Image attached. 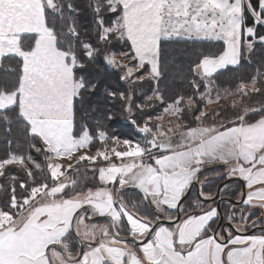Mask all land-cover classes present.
I'll return each mask as SVG.
<instances>
[{
    "label": "snow or ice",
    "instance_id": "snow-or-ice-1",
    "mask_svg": "<svg viewBox=\"0 0 264 264\" xmlns=\"http://www.w3.org/2000/svg\"><path fill=\"white\" fill-rule=\"evenodd\" d=\"M89 8L95 38L81 33L76 0H0V64L15 61L13 78L0 79V264H264V64L234 85L218 83L220 70L264 45V0H90ZM169 42L222 48L197 52L191 91L166 97L158 82ZM95 61L129 82L108 96L138 138L78 121L76 101L98 87L79 73ZM207 165L243 183L245 207L237 216L232 206L227 228L216 206L205 207L210 193L184 203Z\"/></svg>",
    "mask_w": 264,
    "mask_h": 264
},
{
    "label": "trees",
    "instance_id": "trees-1",
    "mask_svg": "<svg viewBox=\"0 0 264 264\" xmlns=\"http://www.w3.org/2000/svg\"><path fill=\"white\" fill-rule=\"evenodd\" d=\"M76 3L80 9L78 24L80 25L81 33L88 32L90 33L89 38H95V26L93 24L92 12L89 8L90 0H76ZM259 31L264 33V28L259 29ZM220 48H222V42H215L213 44L169 42L164 44L161 54L163 75L158 82L161 91L166 97L173 96L177 93L190 92L191 90L187 82L190 62L195 59L197 52L201 50L215 51ZM262 64H264V45L257 42L253 50L250 52L245 50V58L240 65L229 66L220 70L218 83L222 87L234 85L237 78L248 77L254 74L255 69ZM14 67L15 61L13 60H5L3 64H0V79L13 78L10 69ZM79 74L86 75L98 87L94 92L85 93L82 100L76 101L78 121H83L90 125H94L99 121L108 131L109 135H115L121 139L138 138L134 127L130 125L127 113L122 111L120 102L108 96L110 91L119 92L129 89V82L119 79L122 73L119 70L106 66L102 61H95L88 64L84 72ZM155 86L156 84L153 83L152 87ZM137 87H143L146 94L151 95V92L148 91V84ZM109 114L112 116L111 120L107 119ZM5 127L7 126L0 123V153L6 148L3 132ZM19 134L20 129L14 127L12 137H18ZM208 173L210 172L207 168H204L199 173L198 178H203ZM223 180V177H217L212 182H207L203 188H213L214 184L218 186ZM240 191L241 184L238 181H234L229 184L228 190L224 193L228 197L237 199ZM194 196H198L196 191L188 197L185 204L189 203ZM226 207L227 205L224 206V211L227 210Z\"/></svg>",
    "mask_w": 264,
    "mask_h": 264
},
{
    "label": "crops",
    "instance_id": "crops-1",
    "mask_svg": "<svg viewBox=\"0 0 264 264\" xmlns=\"http://www.w3.org/2000/svg\"><path fill=\"white\" fill-rule=\"evenodd\" d=\"M229 66H232V65H229ZM229 66H227V67H229ZM208 167H215V168H217L216 169V171H213V172H210V173H208L207 175H205L203 178H198L199 180H197L198 181V183L200 184V188H201V191H203L205 194H208V193H210L211 195H212V197H214L215 195H216V193H217V190H218V186L223 182V181H225V180H227V179H230L229 177H227V176H225L224 175V173H225V171H226V169L225 168H223V167H220V166H218V165H207V166H205L204 168H208ZM203 168V169H204ZM217 177H220V178H224V180L223 181H221V183L216 187V188H214L215 190H213L212 189V187L211 188H203L204 186H205V184L207 183V182H212L213 180H215ZM231 178H234V179H236L235 181H238L240 184H241V182H240V179L238 178V177H231ZM234 182V181H233ZM232 183V182H231ZM229 184L230 183H228V184H226L227 185V187H223L222 188V190H221V197H226V195H225V191H227L228 190V188H229ZM241 189H242V184H241ZM194 192V191H193ZM193 194V193H192ZM191 194V195H192ZM239 199V197L237 198V199H235V200H238ZM198 200H202L199 196H194L192 199H191V201L189 202V203H187V204H190V203H192V202H194V201H198ZM185 203V202H184ZM186 204V205H187ZM208 205H213V206H216L217 207V200H215V201H206L205 202V207H207ZM227 205V210H225L224 211V213H225V221L226 222H228V220H227V215H229V214H231V212L233 211V205H235V211H236V215L237 216H239L240 215V212H241V210H243L244 209V205H242V204H240V205H236V204H230L229 202H227V201H224L223 203H222V208H224V206H226ZM248 211H254L255 212V216L253 217V218H255V217H259V216H261L262 215V212H261V210H258V209H248ZM219 222V221H218ZM239 221H236V223H238ZM257 227H260V225H257ZM227 228V227H226ZM250 230H252L251 228H249L247 231H250ZM255 234H258L257 233V231L256 232H254ZM253 233V234H254Z\"/></svg>",
    "mask_w": 264,
    "mask_h": 264
},
{
    "label": "water",
    "instance_id": "water-1",
    "mask_svg": "<svg viewBox=\"0 0 264 264\" xmlns=\"http://www.w3.org/2000/svg\"><path fill=\"white\" fill-rule=\"evenodd\" d=\"M235 180H236V179H234V178H230V179H227V180L223 181V182L218 186V190H217L216 195H215L211 200H208V201H215V200H217V208H218V210H219V212H220V215H221V219L219 220L218 223H219V225L222 226L223 228L228 227V222L225 221V213H224V210H223V208H222V203H223L224 201H227V202H229L230 204H236V205H240V204L238 203V200H235V199L232 198V197H221V190H222V188H223L226 184L231 183V182H233V181H235ZM240 182H241V184H242V188H243V183H242V181H240ZM194 190L196 191L197 195H198L201 199H203V197H201V196L199 195L200 192H201L200 184L198 183V181H196L195 184L192 186L190 192L187 194L185 201H186V200L188 199V197L193 193ZM185 201H184V202H185ZM258 228H259V227H257V229H258ZM257 229H252V230L248 231V233H249V234H253L254 232L257 231Z\"/></svg>",
    "mask_w": 264,
    "mask_h": 264
},
{
    "label": "rangeland",
    "instance_id": "rangeland-1",
    "mask_svg": "<svg viewBox=\"0 0 264 264\" xmlns=\"http://www.w3.org/2000/svg\"><path fill=\"white\" fill-rule=\"evenodd\" d=\"M230 99H231V98H230ZM211 107H215V105H212ZM81 168L83 169V168H84V165H81ZM216 169H217V168H215V167H208V168H207V170L210 171V172L216 171ZM91 176H92V173L89 172V173H88V177H89V179H88L87 181H85V184H86L88 187H91V186L93 185V183H95L94 181L91 180ZM216 187H217V184H214V186H213L212 189L215 190L214 188H216ZM194 192H195V190H194ZM239 193H240V192H239ZM239 193H238V197H239ZM132 198H135L134 193L132 194Z\"/></svg>",
    "mask_w": 264,
    "mask_h": 264
},
{
    "label": "flooded vegetation",
    "instance_id": "flooded-vegetation-1",
    "mask_svg": "<svg viewBox=\"0 0 264 264\" xmlns=\"http://www.w3.org/2000/svg\"><path fill=\"white\" fill-rule=\"evenodd\" d=\"M133 193H134L135 198H136V193L133 192V191H128V192L126 193V195H127L128 197H132V194H133ZM226 197H228V196H226ZM92 222L103 224V223H107V220H106L105 218H96V219H95L94 221H92Z\"/></svg>",
    "mask_w": 264,
    "mask_h": 264
}]
</instances>
